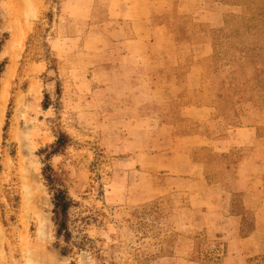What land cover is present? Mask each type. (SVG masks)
<instances>
[{"label": "rangeland", "instance_id": "374dc122", "mask_svg": "<svg viewBox=\"0 0 264 264\" xmlns=\"http://www.w3.org/2000/svg\"><path fill=\"white\" fill-rule=\"evenodd\" d=\"M90 3L91 18L81 0H0V264H198V232L174 226L180 199L155 195L158 179L132 167L137 135L99 93L114 25L103 0ZM209 3L224 16L210 32L206 100L237 127L264 110V0ZM44 173L73 201L69 245Z\"/></svg>", "mask_w": 264, "mask_h": 264}, {"label": "crops", "instance_id": "0c3cea01", "mask_svg": "<svg viewBox=\"0 0 264 264\" xmlns=\"http://www.w3.org/2000/svg\"><path fill=\"white\" fill-rule=\"evenodd\" d=\"M81 1L91 18L92 0ZM103 2L114 27L99 50L108 68L99 93L123 107L121 127L137 135L132 167L158 179L155 195L180 199L174 226L198 232V264H264V110L235 127L206 100L204 62L222 4ZM180 20L188 25L177 31Z\"/></svg>", "mask_w": 264, "mask_h": 264}, {"label": "trees", "instance_id": "16d2710c", "mask_svg": "<svg viewBox=\"0 0 264 264\" xmlns=\"http://www.w3.org/2000/svg\"><path fill=\"white\" fill-rule=\"evenodd\" d=\"M4 66V62L0 64V70ZM47 107L44 105L43 109H46ZM63 142L60 140L57 141V145L55 150H53V153H56V151L62 146ZM48 168V167H47ZM44 178L47 181V184L50 187V191L52 193V213L54 214V224L56 226V237L57 239H60L63 243L66 245H69L72 243V235L71 232L68 229L67 225V218H68V211L73 205V201L69 198L67 193L57 188L53 183V178L51 174H45ZM60 252L62 255L68 254V248L63 247L60 248Z\"/></svg>", "mask_w": 264, "mask_h": 264}]
</instances>
